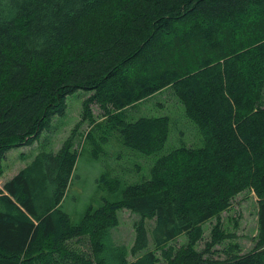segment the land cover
<instances>
[{
	"label": "trees",
	"instance_id": "16d2710c",
	"mask_svg": "<svg viewBox=\"0 0 264 264\" xmlns=\"http://www.w3.org/2000/svg\"><path fill=\"white\" fill-rule=\"evenodd\" d=\"M258 16L264 0H0V165L63 115L78 89L89 93L85 116L97 105L121 145L155 156L141 178L111 182L120 198L88 204L73 222L63 201L76 149L66 140L37 152L0 187V264H176L181 235L185 264H201L204 223L245 190L256 198L257 241L226 264H264V31L235 40ZM190 44L212 54L195 67L160 68ZM164 89L200 144L184 142L167 114H121ZM121 209L138 216L129 248L112 237ZM210 235L229 239L217 225ZM82 240L87 251L74 245Z\"/></svg>",
	"mask_w": 264,
	"mask_h": 264
},
{
	"label": "rangeland",
	"instance_id": "374dc122",
	"mask_svg": "<svg viewBox=\"0 0 264 264\" xmlns=\"http://www.w3.org/2000/svg\"><path fill=\"white\" fill-rule=\"evenodd\" d=\"M244 29V34L240 31L241 37L235 36V40L237 42L255 40L260 31H264L263 17L258 16L252 19V24ZM205 54L209 56L212 53L208 51L206 53L205 50L190 44L186 48H180L165 61L161 60L160 68L170 64L171 61L179 63V68L185 67V64L195 67L198 61L200 64L204 62L205 56L203 55ZM213 59L215 57L208 61ZM88 95L89 93L82 89L68 95L65 113L61 116H52L49 127L42 131L32 144L13 147L5 151L0 165L1 187L6 180L28 164L37 152L41 150L55 152L66 140L71 142L76 149L77 160L74 179L63 201V209L70 214L73 222L80 220L88 204L96 206L102 202V198L109 200L120 198L121 189L119 191L117 189L107 190L111 182L117 179L123 188L124 182L141 178L143 173H148L147 166L155 158L154 155H142L121 145L109 121L108 113L103 112L97 105L92 104L90 116H85L82 101ZM123 113L131 117L140 114H167L174 119L177 128L183 129L184 142L187 140L194 145L201 143L199 131L184 118L180 104L168 89L161 90L144 101L127 107L121 114ZM179 131L172 137L176 139L174 143H171V136L169 137L164 150L172 144L179 143ZM93 147L97 148L96 152ZM256 211L255 196L252 192L245 190L232 198L227 210L205 222L203 237L195 246L196 256L205 260L201 264L209 263V260H212V263L226 264L231 257L241 256L240 254L251 251L257 241ZM117 214L118 225L112 230L113 240L117 243H124L129 248L134 239V223L138 220V216L127 209H121ZM151 223L150 221L149 224ZM215 225L227 234L229 239L214 243L215 240L210 235V230ZM188 237V235H181L172 243L181 246L176 264H185V260L189 259V251L184 249ZM74 245L81 251L88 250V243L84 240L79 243L75 242ZM234 245H237L239 250L230 249ZM128 260H132L131 255L128 256Z\"/></svg>",
	"mask_w": 264,
	"mask_h": 264
}]
</instances>
